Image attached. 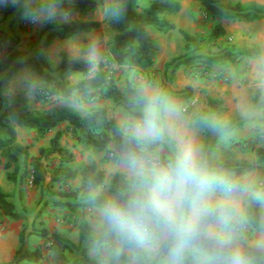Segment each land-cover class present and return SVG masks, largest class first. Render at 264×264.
<instances>
[{
	"label": "trees",
	"instance_id": "16d2710c",
	"mask_svg": "<svg viewBox=\"0 0 264 264\" xmlns=\"http://www.w3.org/2000/svg\"><path fill=\"white\" fill-rule=\"evenodd\" d=\"M141 0H107L106 12L108 22L113 30L109 41L106 58L97 62L89 60L71 59L65 51L59 53L60 61L55 66L47 59L42 50L47 48L55 39L71 38L80 32L97 30L98 21L90 18V13L97 5V0H61V6L69 21L57 20L45 24L46 33L41 35L42 40L35 48V55L26 57L19 50L8 51L0 58V158L14 164L12 173H7V178L15 181L16 173L21 163L24 171L19 180H22L27 170L31 173V184L39 188L41 194L73 198L79 200V206L91 207L88 192L92 186L103 184L105 172L96 163L83 166L80 170L81 184L75 190L62 189L73 181L79 174L74 167L76 156L73 151L61 143L62 131L59 126L67 124L78 143L87 149L113 152L119 137V123L111 117L105 107L90 108L84 114L70 106L52 107L46 110L31 108L29 98L24 93L6 94L14 75L21 68L33 71L45 86L38 92V97L47 103H53L58 98H76L86 94L90 97H102L112 100L115 106L123 108L128 115L141 98L144 89L140 85L126 81L123 88H119L114 77L106 71L111 64L127 66L129 68L147 71L156 61L157 45L150 34V30L167 33L175 25L168 19V15L177 13L180 8L178 0H152L148 5L139 8ZM201 5L207 9L212 17L229 18L237 21L251 22L264 18V5L256 2L223 3L218 0H200ZM116 8H122L119 17L113 13ZM20 11L12 6L0 7L3 16ZM184 39V53H180L165 63L169 70L170 79L180 65L198 66L202 72L215 63L225 64L242 59H257L261 56L258 46L252 47H221L217 52L202 51L201 40L192 33L179 29ZM226 40L225 28L214 24L207 35V40L212 45H218V40ZM17 41L6 31L0 29V42ZM76 71L85 76L79 81H71L65 76L66 72ZM58 73V74H56ZM147 80L152 78L151 75ZM186 93H177L178 97L188 98L191 88L186 87ZM251 107L246 116L258 118L264 122V85L255 88L251 95ZM222 101L208 98V109L203 108L195 114L196 125L203 129L205 137L204 150L211 158L215 139H210V131L204 123V117L211 119L221 114ZM259 113V115H256ZM16 126L34 129L38 134H47L56 129L54 135L48 140L47 145L38 149V156L34 157L28 151L27 145H22L17 140ZM224 167L234 170L238 175H244L264 163V146L255 149V159H236L223 157L217 160ZM7 163L5 166H9ZM119 177L112 174L110 181L115 183ZM59 185L60 187H56ZM56 205H66L75 209L71 201H54ZM253 211L259 215V205L253 206ZM0 215L10 220H21L25 217L23 210L16 209L15 204L8 199V194L0 188ZM36 235L43 242V248L32 247L29 236ZM18 248L9 264H42L44 250L48 251L50 264H66L67 253L75 251L71 264H100L89 255L90 248H96L95 234H91L87 221L82 222L79 244L73 243L62 233L41 227L36 230H27L24 226L18 234Z\"/></svg>",
	"mask_w": 264,
	"mask_h": 264
},
{
	"label": "clouds",
	"instance_id": "9594fccd",
	"mask_svg": "<svg viewBox=\"0 0 264 264\" xmlns=\"http://www.w3.org/2000/svg\"><path fill=\"white\" fill-rule=\"evenodd\" d=\"M8 6L32 25L67 18L61 0H0ZM87 56L97 62L99 48ZM195 126L156 90H145L120 124L112 152L119 179L87 196L105 264H264V180L210 158Z\"/></svg>",
	"mask_w": 264,
	"mask_h": 264
},
{
	"label": "crops",
	"instance_id": "0c3cea01",
	"mask_svg": "<svg viewBox=\"0 0 264 264\" xmlns=\"http://www.w3.org/2000/svg\"><path fill=\"white\" fill-rule=\"evenodd\" d=\"M180 12L181 11H178L175 14L168 15V19L175 25V27L169 32L162 33V32H158L155 30L149 31L151 36L154 38L157 46H158V42H157L158 38L161 41L160 43L162 44L167 43V45L170 47L169 49L173 50V52H175L177 46L180 45L181 49L179 50V52L174 53L172 57L185 52V49H184L185 42H184V39L182 38V35L179 32V29L188 31L192 33L193 35H195L197 31L199 32V29L194 28L195 27L194 21L196 20L198 22L199 19L198 18L197 19H194V18L184 19L182 13ZM208 16L210 20V24L208 25V32L214 24L219 23L226 30V38H228L229 34L234 31L233 28L238 25L244 27L247 30L249 29L252 30L253 31L252 34L256 33V36L253 38V41L251 43H246L245 45H240V46L237 45V46L238 47L258 46L261 49V56L257 59H242V60L235 61V62H227L225 64L215 63L211 65L209 68L211 72L213 73L210 78H206L205 76H202V75L200 76L199 74L200 67L198 66L180 65L176 69L172 79H170L169 77L170 76L169 70L166 71L165 76L164 75L162 76L163 81L166 83L164 88L163 86L159 87V81L161 79V75L159 71L160 66L157 65L156 61L152 67L147 69L149 74L152 76L150 80H147L148 78L145 79L144 77L145 75L143 76L141 71L138 69L129 68L127 66H117L115 64L110 65L114 69V71H112L110 74L116 80V84L119 88H123L126 81H130L132 84L140 85L144 89V91L145 90L161 91L163 93H166L170 97V99L180 108L184 103H188V102L191 103L192 101H194V104L190 106L189 114L184 113V115L187 118H189L191 121H195V114L197 112H199L203 108L208 109V105H207L208 98L217 99V100L222 101V104H221L222 111L218 117L213 116L211 119L204 117L206 118L204 119V123L210 131V139L216 140L218 136L221 137V140L217 142L215 141L213 145V148L216 147L217 149V153H215V157L213 153L211 152V158L218 160L220 158H223L222 157L223 154L220 153V150H221L220 146H224L225 151H227V153L231 152L234 149L239 150V145L235 143L242 142L243 140H245V138H250V137L256 138L257 134H259L260 132V131H256L257 129L261 128L260 124L257 125V123H255L256 118L251 119V116H244V115L246 114L247 110L251 107L250 95L252 91L257 87L264 85V83L259 84L258 86L254 87L251 91H249L247 93V100L243 104H242V96L246 93V90H245L247 86L246 84L249 82H253L255 85L256 84L255 79H256V76H258L257 74H261V75L264 74V67H262L264 66V48H262L261 39L258 34L260 32V26L264 24V18L259 19V20H254L251 22H247V21L232 20L229 18H216V17H212L209 13H208ZM90 18L100 23V26L97 30L90 31V32H80V33L75 34L71 38L55 39L47 48L42 50L43 55L47 59H49L51 62L52 61L56 62V65L60 61V57L57 60L56 55H54L57 51H58V56L61 51H65L67 55L69 56V58L71 59L89 60L87 56L88 49L92 45H95L100 50V59L106 58L108 54V49H109V41L113 35V31L110 35V38L107 39L108 41L104 42L103 41L104 38L101 32L102 30L105 29L106 26H109V25L106 22H104L103 14H99V13H96V11H92L90 13ZM0 29L6 31L12 37L17 38L16 42H13L10 40L0 42V58H2L8 51H13V50H19V51L24 52L26 57L34 56L35 48L40 44L42 40L41 35L47 32L45 30V24L40 25V26L32 25L24 21L21 18V15H17L16 13H12L7 16H3L2 14H0ZM247 32L245 34L246 36H247ZM176 33H179V35L176 36ZM220 41L221 39L218 40V42ZM72 46H74L73 47L74 49L76 48L77 50L79 51L81 50L83 52L77 53L76 56L75 54H71L70 50L72 49ZM201 47H202V43H201ZM202 51L204 52L206 51V49L203 48ZM171 58L168 60H165L163 64L165 65V63L170 61ZM164 69H165V66H164ZM106 71L108 72L107 67H106ZM27 72H33V71H31L28 68H21L20 70H18V72L14 75V77L10 81L4 93L6 94L24 93L25 94V92L21 88L20 89L15 88V90L12 89L11 84L15 82L16 75L18 73L26 74ZM70 72H74V71H70ZM70 72H66V73H70ZM84 76L85 74L79 80H81ZM170 81L173 84H170ZM186 87H190L192 91L191 95L188 98H183V97L177 98V97L172 96L170 88L173 90L174 88L183 89ZM200 91L202 93H200ZM81 95L87 96L90 98L89 109L105 107L109 115L111 117L116 118L119 124H121V121L125 120V118L128 116V113L123 108L119 106H115L112 100L108 98H102V97L93 98L86 94H81ZM200 95H205L206 102L203 108L197 111V108L199 106H195V102L197 101V98ZM63 99H66V98H63ZM74 99L77 100V97ZM244 106H245V109H244ZM241 111H242V117L239 118L235 115V113L237 112L240 113ZM243 120L244 121L247 120V122H243L242 124L243 127H245V130L243 132H240V131L238 132L237 130H231L232 127H234V125H236L238 121H243ZM244 123H248V125ZM259 123H262V121L261 122L259 121ZM246 130L247 132H245ZM16 131H17L18 142L22 145H27V146L31 144V140L28 139V140L23 141L21 138V134L27 133V131H34L35 132L34 134L37 133L34 129L20 127V126H16ZM195 134L197 135L200 143L202 144L204 148L205 137L203 134V129L196 125ZM231 140H233V142H231ZM218 143L220 144L219 146H217ZM42 145H43L42 143L34 142L33 146L28 147V151L30 152L32 156L37 157L38 149ZM257 147L258 146L253 148L252 150L253 152H251L252 157H253L252 160L255 159V149ZM80 148L81 150H77L72 146L70 149L73 151L77 159L81 158V160L87 161V164L96 163L97 166L103 169L105 172L104 182L110 181V178H111V175L113 174L114 169H113V165H110L108 161H105L103 159L104 158L103 156L106 152L96 151L93 149H87L85 148L84 145L80 146ZM233 158H236V157H233ZM252 160H249V161H252ZM108 168H112L111 171L108 172L107 171ZM4 171H7V170L4 169ZM255 171H256V168L244 175L253 176L255 175ZM72 182H75L76 187L80 186L81 184L80 170H79V174L77 175V177L73 181L69 182L68 185L65 186L66 189H75L74 186L70 185V183ZM3 191L7 193L6 190H3ZM8 199L15 204L16 209L18 210L24 211L23 208L25 207L29 211L32 209V206H34L30 198L25 199V200L19 199L18 189L17 191L13 193V195H11V193L10 195L8 194ZM88 208L89 210H93L92 207H88ZM36 210H38V207H36ZM24 215L26 217L27 212L24 211ZM23 222H24V218H23V221L22 220H10L8 224L9 229L5 231L3 235H0V245L1 243L3 244V242L6 244L5 248L0 249L1 250L0 251L1 252L0 253V264H9L12 261L14 252L18 248V245H19L18 234L21 231V229L24 227ZM58 232H62L63 234V231L58 230ZM6 235H9V240L11 241L9 240L7 242L4 241V238L6 237ZM30 241L36 244L35 246L32 245V247L41 248L40 243H43L42 240L38 242L37 240L32 241V239L29 238V243Z\"/></svg>",
	"mask_w": 264,
	"mask_h": 264
},
{
	"label": "rangeland",
	"instance_id": "374dc122",
	"mask_svg": "<svg viewBox=\"0 0 264 264\" xmlns=\"http://www.w3.org/2000/svg\"><path fill=\"white\" fill-rule=\"evenodd\" d=\"M150 1L152 0H141L139 2V8H143L144 6L148 5ZM178 1L180 2V5H181V8L179 11H181L180 13H182L184 19H191V18L199 19L198 22L196 20L194 21L195 23L194 28L199 29V32L197 31L195 35L201 40L202 47L206 49L207 51L217 52L219 48L221 47L229 48V47H238L237 45L239 46L245 45L246 43H251L253 41V38L256 36V33L252 34L253 33L252 30L250 29L247 30L244 27L238 25L233 28L234 31L229 34V37L226 40L220 41L218 45H212L211 43L207 41L208 25L210 24L208 12H207L208 10L205 9L201 5L200 0H178ZM218 1L223 2V3H227V2L235 3L237 1H240L242 3L256 2L258 4L264 5V0H218ZM106 8H107V0H97V5L93 11H96V13H99V14H103L104 22H106L109 25ZM66 16H67L66 19L57 18L58 22L71 20L70 16L68 15ZM112 31L113 30L110 27V25L106 26L105 29L102 30L101 34L104 38L103 39L104 42L108 41L107 39L110 38ZM246 32H247V36L245 35ZM258 34L261 39L262 48H264V24L260 26V32ZM177 35H179V33H176V36ZM157 42H158V46H157V52H156V63L157 65L160 66L159 71L161 75V79L159 81V87L163 86L164 88L166 83L163 81L162 76L163 75L165 76L167 70L164 69L163 63L165 60L170 59L174 53L179 52L181 47L180 45H178L176 48V51L173 52V50L169 49L170 47L167 45V43L166 44L164 43L165 45L160 43L161 41L159 40V38L157 39ZM73 47L74 46H72V49L70 50L71 54H75L76 56L77 53L83 52L81 50L80 51L77 50L76 48L74 49ZM54 55H56V59L58 60L59 59L58 51ZM52 64L53 66L56 67V62L52 61ZM209 68L210 67H207V70H205V72H202L201 70H199L200 76L202 75V76H205L206 78H210L213 73L211 72ZM107 69H108L109 74L112 71H114V69L110 65L107 66ZM141 73L143 76L145 75L144 76L145 79L150 75L148 71H144V72L141 71ZM83 75L84 74L80 72H75V71L65 74V76L69 78L71 81H77ZM257 75L258 76H256L255 85L253 82H249L246 84L247 85L245 88L246 93L242 96V104L245 103V101L247 100V93L249 91H251L254 87L258 86L259 84L264 83V74L262 75L257 74ZM170 84H173V83L170 81ZM11 85H12V89L14 90L15 88L23 89V91L29 98L31 108L36 109V110L51 109L52 107H55V106L56 107L70 106V107L75 108L78 112L82 114H84L85 112L89 110L90 98L87 96H82V95H79V97H77V100L71 97V98H66V99L58 98L53 103H47V102L42 101L38 97V92L40 91L42 87L45 86V84L33 72H27L26 74L18 73L16 75L15 82H13ZM170 90H171L172 96L177 97V98H179L176 95L177 93L187 92L186 88H183V89L174 88L173 90L170 88ZM200 93L202 92L200 91ZM205 102H206L205 95H200L197 98V101L195 102V106H199L197 108V111L203 108V106L205 105ZM189 103L190 102L184 103L181 106V108L183 107L182 109L185 110L184 111L185 114H189L190 112L189 111L190 107L188 108L186 107ZM244 109H245V106H244ZM235 115L239 118L242 117V111L240 113L238 112L235 113ZM256 115H259V113H256ZM123 121L124 120H122L121 123ZM259 121L260 120L256 118L255 123H257V125L258 124L261 125V128L256 130V131H260L259 134H257L256 138L254 137L245 138V140H243L242 142L235 143L239 145V150L234 149L228 153L227 151H225L224 146H220L221 147L220 153L223 154L222 157H227V158L236 157L238 159L252 160L253 157H252L251 152H253L252 151L253 148L259 145L264 146V122L259 123ZM243 122H247V120L238 121L237 124L234 125V127H232L231 130H237L238 132L239 131L243 132L245 130V127H243L242 125ZM244 124L248 125V123H244ZM58 129L62 131L61 143L63 145H65L68 148H71L73 146L75 149L81 150L80 146H82L83 144L78 143L76 141L75 137L72 134L70 127L67 124H63L59 126ZM55 131L56 130L54 129L47 134H37V133L34 134L35 133L34 131H27V133L21 134V138L23 141L28 140V139L31 140V144L28 147L33 146L34 142L47 145L48 140L54 135ZM245 132H247V130ZM219 140H221V137L218 136L215 141L217 142ZM231 142H233V140H231ZM219 145L220 144L218 143L217 146ZM212 153L215 157V153H217L216 147L212 148ZM103 157L105 161H108L110 165H113L112 157L109 154H104ZM7 163H10V162H7V160L0 158V188L2 190H6L7 194L9 195L10 193L11 195H13V193L17 191L18 189L20 200H25V199L30 198L34 204V206H32V209L29 211L27 208L25 207L23 208L24 211L27 212V216L24 217V222H23V226H25L27 230H36L41 227H47L49 230H55V231L60 230V231H63V235L68 237L73 243L79 244L80 233L82 229V222L87 221L88 224L90 225L91 234L92 235L95 234L96 218H95V214L93 210H89L88 207L79 206L78 199L74 200L73 198H61L59 196L50 197L48 195L41 194V192L39 193L40 191L39 188L31 184L30 170L29 171L27 170L26 174L22 176V180L20 181L19 178L21 177L22 172L25 170L23 163L20 164L19 169L16 173V180L12 181L8 179L6 175L7 173H12V170L14 169V164L10 163L9 166H5L7 165ZM86 164H87V161L81 160V158L80 159L76 158V161L74 162L73 165L78 170H81V168L85 166ZM4 169L7 171H4ZM111 169L112 168H108L107 171L109 172L111 171ZM248 177L251 179L257 180V181L264 180V163H260V165L256 168L255 175L253 176L248 175ZM70 185L74 186L75 189L77 188L75 186V182L70 183ZM56 187L58 188L60 186L56 185ZM62 189H66V187H62ZM59 200H63V201L69 200L71 201V203H75L76 207L75 209H70L66 205L53 204L54 201H59ZM36 207H38V210H36ZM21 220L23 221V219ZM9 221H10L9 218L3 217L2 215H0V235H3L4 232L9 229V225H8ZM29 238H31L32 241L34 240H37L38 242L41 241L40 238L36 235H30ZM8 240H9V235H6V237L4 238V241H8ZM40 244H41V248H43L44 247L43 243H40ZM30 245L35 246L36 244L30 241ZM88 253L90 256L97 259L100 262V264H105L106 255L101 250H99L98 247L90 248L88 250ZM75 255H76L75 251L72 253H67L66 254V258H67L66 264H71L73 257ZM42 264H50L47 250H44V257H43Z\"/></svg>",
	"mask_w": 264,
	"mask_h": 264
},
{
	"label": "built area",
	"instance_id": "2783aa9c",
	"mask_svg": "<svg viewBox=\"0 0 264 264\" xmlns=\"http://www.w3.org/2000/svg\"><path fill=\"white\" fill-rule=\"evenodd\" d=\"M193 104H194V101H192L191 103H189L186 107L188 108V107H190ZM109 155L112 157V152H110Z\"/></svg>",
	"mask_w": 264,
	"mask_h": 264
},
{
	"label": "bare ground",
	"instance_id": "6f19581e",
	"mask_svg": "<svg viewBox=\"0 0 264 264\" xmlns=\"http://www.w3.org/2000/svg\"><path fill=\"white\" fill-rule=\"evenodd\" d=\"M2 240V239H1ZM7 242V241H6ZM6 247V244L3 242V244L1 243V245H0V249L1 248H5ZM1 251V250H0ZM1 253V252H0Z\"/></svg>",
	"mask_w": 264,
	"mask_h": 264
}]
</instances>
